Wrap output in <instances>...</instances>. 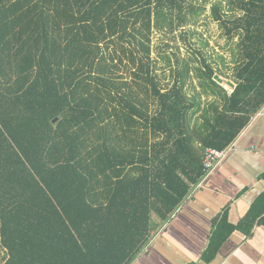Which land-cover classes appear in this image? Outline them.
Returning a JSON list of instances; mask_svg holds the SVG:
<instances>
[{"label": "trees", "instance_id": "16d2710c", "mask_svg": "<svg viewBox=\"0 0 264 264\" xmlns=\"http://www.w3.org/2000/svg\"><path fill=\"white\" fill-rule=\"evenodd\" d=\"M207 4L234 43L230 92L200 50L172 67L158 48L173 80L152 55L155 31L186 40ZM263 106L264 0H0V264H132L205 149ZM263 221L264 191L236 225L226 207L203 260Z\"/></svg>", "mask_w": 264, "mask_h": 264}, {"label": "crops", "instance_id": "0c3cea01", "mask_svg": "<svg viewBox=\"0 0 264 264\" xmlns=\"http://www.w3.org/2000/svg\"><path fill=\"white\" fill-rule=\"evenodd\" d=\"M264 106L231 144V148L195 186L170 221L163 223L132 264H264V221L246 236L234 230L215 257L202 254L212 219L227 207L236 225L264 191Z\"/></svg>", "mask_w": 264, "mask_h": 264}, {"label": "rangeland", "instance_id": "374dc122", "mask_svg": "<svg viewBox=\"0 0 264 264\" xmlns=\"http://www.w3.org/2000/svg\"><path fill=\"white\" fill-rule=\"evenodd\" d=\"M209 5L207 4L206 10L199 14L196 25L186 26L184 28V31L187 32L186 40L178 37L179 33L176 34L177 37L174 41L168 36H163L155 31L152 36V55L153 57H158V48L161 47L162 53L169 57L172 67L176 66L174 54L179 57L180 66L182 65L183 59L189 60L194 58V56L197 59L194 65H202L199 62L201 56L197 54V51L200 50L216 70L215 79L220 81V84L230 92L232 90L230 77L233 71L230 49L234 47V43H227L221 35V30L218 28L217 23L211 20ZM165 44H168V46H164ZM156 61L157 67H159L158 72L163 74L166 79L173 80L169 76L170 67L167 66L166 60L158 57ZM193 82L195 83L196 79H193Z\"/></svg>", "mask_w": 264, "mask_h": 264}, {"label": "built area", "instance_id": "2783aa9c", "mask_svg": "<svg viewBox=\"0 0 264 264\" xmlns=\"http://www.w3.org/2000/svg\"><path fill=\"white\" fill-rule=\"evenodd\" d=\"M231 148V145L226 149L218 150L215 148L207 147L204 151V157L202 160L203 171L205 172L204 178L213 170L215 165L225 157L227 151Z\"/></svg>", "mask_w": 264, "mask_h": 264}]
</instances>
